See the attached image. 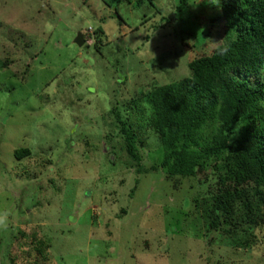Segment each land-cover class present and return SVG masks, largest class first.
Listing matches in <instances>:
<instances>
[{
	"label": "rangeland",
	"instance_id": "rangeland-1",
	"mask_svg": "<svg viewBox=\"0 0 264 264\" xmlns=\"http://www.w3.org/2000/svg\"><path fill=\"white\" fill-rule=\"evenodd\" d=\"M178 3L0 0V264H264V213L210 225L214 158L161 164L152 90L235 37L212 0Z\"/></svg>",
	"mask_w": 264,
	"mask_h": 264
},
{
	"label": "trees",
	"instance_id": "trees-1",
	"mask_svg": "<svg viewBox=\"0 0 264 264\" xmlns=\"http://www.w3.org/2000/svg\"><path fill=\"white\" fill-rule=\"evenodd\" d=\"M212 2L235 37L192 58L190 76L152 90L153 126L169 176L195 175L210 158L219 163L217 188L202 204L212 227L221 215L232 225L235 219L256 223L264 213V0ZM186 4L179 0L177 10ZM234 72L258 80L251 84ZM118 120L124 148L137 161L136 134ZM28 153L14 150L16 158Z\"/></svg>",
	"mask_w": 264,
	"mask_h": 264
},
{
	"label": "water",
	"instance_id": "water-1",
	"mask_svg": "<svg viewBox=\"0 0 264 264\" xmlns=\"http://www.w3.org/2000/svg\"><path fill=\"white\" fill-rule=\"evenodd\" d=\"M168 18H169L170 20H173V19H174V14L171 13L170 15H168ZM75 42H76L78 45H82V44H83L84 40H83V38H82V36H81L80 33H78V34L76 35Z\"/></svg>",
	"mask_w": 264,
	"mask_h": 264
}]
</instances>
